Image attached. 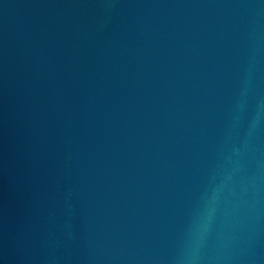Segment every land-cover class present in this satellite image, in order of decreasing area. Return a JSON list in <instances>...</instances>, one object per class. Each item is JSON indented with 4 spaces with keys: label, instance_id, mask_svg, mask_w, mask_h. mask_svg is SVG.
Returning a JSON list of instances; mask_svg holds the SVG:
<instances>
[{
    "label": "water",
    "instance_id": "obj_1",
    "mask_svg": "<svg viewBox=\"0 0 264 264\" xmlns=\"http://www.w3.org/2000/svg\"><path fill=\"white\" fill-rule=\"evenodd\" d=\"M0 264H264V0H0Z\"/></svg>",
    "mask_w": 264,
    "mask_h": 264
}]
</instances>
